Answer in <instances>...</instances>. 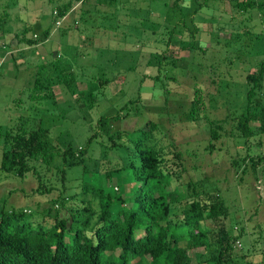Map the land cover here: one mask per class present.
<instances>
[{
	"label": "rangeland",
	"instance_id": "374dc122",
	"mask_svg": "<svg viewBox=\"0 0 264 264\" xmlns=\"http://www.w3.org/2000/svg\"><path fill=\"white\" fill-rule=\"evenodd\" d=\"M66 1L0 0V152L8 129L45 128L60 150L90 138L81 165L65 169L63 180L46 176L78 194L91 176L126 163L107 133L117 132L113 143L121 146L124 132L154 122L148 143L162 150L171 186L185 192L189 183L218 195L228 233L238 235L234 253L264 264V133L228 132L245 102L244 75L264 58V23L255 9L239 13L229 0H89L56 25L51 12ZM32 35L41 40L27 49L13 37ZM209 120L221 127L215 140ZM101 184L123 194L132 186L124 173ZM33 188L31 178L0 173V206L24 207L48 224L49 205ZM181 208H172L170 223L180 221Z\"/></svg>",
	"mask_w": 264,
	"mask_h": 264
},
{
	"label": "trees",
	"instance_id": "16d2710c",
	"mask_svg": "<svg viewBox=\"0 0 264 264\" xmlns=\"http://www.w3.org/2000/svg\"><path fill=\"white\" fill-rule=\"evenodd\" d=\"M229 1L242 14L255 9L256 18L264 23V0ZM88 2L67 0L51 12L54 24ZM47 36L48 31H43L42 39ZM13 37L25 47L41 40L35 35ZM263 81L264 58L244 75L245 102L240 113L229 118L228 132L243 138L264 133ZM71 82L72 79L67 81ZM115 117L118 115L110 118ZM208 127L210 139L215 140L220 125L209 120ZM155 129L156 124L148 121L144 128L132 130L131 136L124 132L126 143L121 146L113 143V139H120L117 132L107 133L114 150H125L126 163L119 169L91 176L88 183L77 186L78 194H66L63 185L58 189L53 177L46 176L59 174L63 180L65 169L81 165L90 138L83 147L72 150L66 146L60 150L50 144L45 128L6 130L2 135L0 173L31 178L34 188L30 194L46 199L49 207L43 212L50 222L33 221L30 210L26 213L24 207L6 209L2 204L0 264H251L244 254L234 253L238 235H229L225 225L227 208L218 195L196 191L189 183L185 184V192L171 186L174 173L165 169L162 150L148 143V135ZM231 164L238 166L239 162ZM112 173L128 176L132 186L126 194L100 185V181L108 183ZM117 179L121 180L120 175ZM180 204V221L170 223L172 208ZM57 208L68 214L60 216Z\"/></svg>",
	"mask_w": 264,
	"mask_h": 264
},
{
	"label": "crops",
	"instance_id": "0c3cea01",
	"mask_svg": "<svg viewBox=\"0 0 264 264\" xmlns=\"http://www.w3.org/2000/svg\"><path fill=\"white\" fill-rule=\"evenodd\" d=\"M66 16H67V15H66ZM27 48H29V47H25V46L23 47V49H27Z\"/></svg>",
	"mask_w": 264,
	"mask_h": 264
},
{
	"label": "built area",
	"instance_id": "2783aa9c",
	"mask_svg": "<svg viewBox=\"0 0 264 264\" xmlns=\"http://www.w3.org/2000/svg\"><path fill=\"white\" fill-rule=\"evenodd\" d=\"M57 24V23H56Z\"/></svg>",
	"mask_w": 264,
	"mask_h": 264
}]
</instances>
